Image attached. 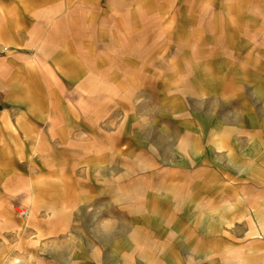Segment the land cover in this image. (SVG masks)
Here are the masks:
<instances>
[{"label":"rangeland","instance_id":"rangeland-1","mask_svg":"<svg viewBox=\"0 0 264 264\" xmlns=\"http://www.w3.org/2000/svg\"><path fill=\"white\" fill-rule=\"evenodd\" d=\"M142 2L107 17L117 52L90 24L115 136L88 163L57 160L55 181L41 161L72 190L19 201L30 215L1 227L0 264H264V0ZM57 80L63 106H101Z\"/></svg>","mask_w":264,"mask_h":264},{"label":"crops","instance_id":"crops-1","mask_svg":"<svg viewBox=\"0 0 264 264\" xmlns=\"http://www.w3.org/2000/svg\"><path fill=\"white\" fill-rule=\"evenodd\" d=\"M142 1L147 0L0 1V229L17 222L11 218L20 215V208L28 209L30 215L29 206L20 200L38 199L41 191H58L59 187L72 190L66 184L52 183L53 178L42 179L47 175L41 173V161L52 167L48 175L55 176V181L60 174L53 170L60 172L61 168L57 160L82 154L81 159L88 163L92 155L104 152L106 137L112 141L115 135L106 131L112 123H105L103 107L104 96L110 94L99 73L88 67L89 35L95 28L90 24L100 28L99 45L116 42L117 52L121 29L108 30L107 17L133 16L141 11ZM94 14L101 16L98 23H90ZM66 29L70 35L65 34ZM61 76L82 94L100 97L101 106L98 102L92 109L63 106L57 95L65 90L57 92L52 87ZM2 264L27 263L12 256Z\"/></svg>","mask_w":264,"mask_h":264}]
</instances>
